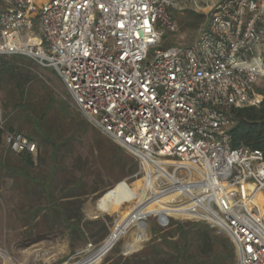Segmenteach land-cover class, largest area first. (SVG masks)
Segmentation results:
<instances>
[{"label": "built area", "instance_id": "obj_1", "mask_svg": "<svg viewBox=\"0 0 264 264\" xmlns=\"http://www.w3.org/2000/svg\"><path fill=\"white\" fill-rule=\"evenodd\" d=\"M172 5L3 0L0 56L52 67L77 110L138 159L135 176L160 159L204 186L198 210L207 208L211 226L231 239L238 264H264V152L231 145L234 110L264 99V0H212L195 41L164 48L165 30L178 31ZM3 142L13 153H37L22 132L4 131Z\"/></svg>", "mask_w": 264, "mask_h": 264}, {"label": "rangeland", "instance_id": "obj_2", "mask_svg": "<svg viewBox=\"0 0 264 264\" xmlns=\"http://www.w3.org/2000/svg\"><path fill=\"white\" fill-rule=\"evenodd\" d=\"M43 1L38 0V6ZM171 1L173 5L169 8V12L178 24V31L170 32L166 29L162 47L190 45L197 38L199 26L205 20L207 9L204 8L207 4H211L212 0ZM2 5L3 0H0V6ZM17 59L26 73L33 77L37 74V77L27 83L25 95L27 108H14V102L9 103L7 107L6 99H2L7 96L6 91L2 90L0 110L5 118L4 125L32 136L39 147L38 156L40 154L44 160L40 162L38 156L36 157L35 165L28 171L30 175L28 179L23 172L24 163L17 154H13L8 149L3 142V136L1 137L0 250L7 258L0 256V264H75L89 255L105 239L110 238L112 230L137 210L145 196L147 182L154 168L146 164V173L143 169L141 174L135 176L140 171L138 170L133 176L118 180L119 171L109 160L110 155L107 153L112 156L113 152L117 154L116 146L120 145L105 136L77 110L71 93L52 67L34 63L26 56H17ZM19 96L17 93L18 102L21 100ZM44 110L47 111V116L40 124L37 118L43 114ZM50 134L51 138L58 143L71 139L70 145L61 146L56 161L58 166L62 163L68 166V170L72 171L73 167L72 176L69 171L59 175L53 172L52 161L56 151L50 143ZM41 139L46 144L40 148ZM124 152L131 155L125 149ZM160 164L167 171L168 169L173 171L172 168H166V163L160 162ZM10 166L17 170L11 172ZM34 177L36 182L31 179ZM138 180H142V184L136 183ZM177 181L180 182L179 179ZM75 182L78 187L71 191ZM125 182L128 186L123 185ZM195 183L196 181L190 178L189 184L193 186ZM96 188L99 190L94 192L93 189ZM109 191H113L111 206L101 211L99 210L101 198ZM71 192L82 194L79 198L84 202L82 211L85 220L91 222L84 228L89 237L86 242L79 241L72 244L68 229L59 218L51 228L50 215L47 219L46 216L44 217L47 212L50 214V196L54 201L61 203L65 202V196L70 195ZM178 192L182 194L180 190ZM258 200L264 207V191L259 193ZM180 201H186V197L181 195ZM162 212L168 213L159 208L142 215L148 230L143 242L134 247L128 246V240L135 232V227H131L128 231L129 236L128 233L120 236L115 240L117 242L112 249L92 264H117L120 257L125 261L133 254L152 245H160L165 251L174 252L173 248L162 241L163 238L173 241L179 248L187 244V253L191 254L199 240L194 232L202 228L192 224L211 226L208 221L210 218L202 211L195 212L186 218H177L173 215L169 218L170 222H174L163 227L160 225L159 216H155ZM101 221L105 223L104 226ZM176 223L184 225V229H189V241L181 235ZM106 233L108 238L96 244L95 241ZM210 235L219 236L222 240H226L225 242L228 239L231 241L227 234L220 232L217 228L210 231ZM193 257L186 255L181 259L182 264H186Z\"/></svg>", "mask_w": 264, "mask_h": 264}, {"label": "trees", "instance_id": "obj_3", "mask_svg": "<svg viewBox=\"0 0 264 264\" xmlns=\"http://www.w3.org/2000/svg\"><path fill=\"white\" fill-rule=\"evenodd\" d=\"M1 9V6H0ZM195 14V13H194ZM202 16V15H200ZM173 17V16H172ZM174 18V17H173ZM178 25V24H177ZM17 56L21 55H4L0 56V93L2 94V90L6 91V97H2L5 100V105L8 107L9 103H13L14 108L26 107L25 95L27 83L29 81H33L37 74L34 77L28 73H26L21 65L18 63L19 60ZM32 61V59H31ZM35 63V61H32ZM17 93L20 95L19 98L21 100L18 102ZM234 114L236 117V125L231 130L232 135V147H240V146H248L254 149H259L264 152V99L259 106H250V107H242L234 110ZM47 111L44 110L43 114L38 117L39 123L46 119ZM28 117V116H27ZM29 118V117H28ZM37 121V122H38ZM39 129V128H38ZM16 131L11 126H5L4 128H0V139L3 136L4 131ZM25 134V133H24ZM31 139L32 136L25 134ZM46 139V138H45ZM51 138L50 134V143L53 145L55 149L54 160L52 161L53 172L62 174L64 171L73 173L74 168L72 167V171L68 170L69 167L64 165L63 163L59 164L56 161V156L59 153V150L62 145H70L71 139H66L60 143ZM46 143L43 139L40 140V148L44 146ZM38 146V144H37ZM118 149V153L113 152L114 155L107 153L110 155L109 160L113 165L116 166V170L119 171L118 180H121L125 177L133 176L139 170V161L137 158L131 155H127L124 152V149L121 146H116ZM10 150V149H9ZM103 150V149H102ZM39 147L37 149V153L31 154L28 152L25 153H13L17 154L21 161L24 163L23 172L26 173V176L22 174V176L28 177L30 179V175L28 173L29 169L33 167L36 163V157L38 156ZM38 160L43 162L44 158L42 156H38ZM63 161V160H61ZM2 162V159H0ZM1 167V166H0ZM11 172H15L17 170L15 167L10 166ZM53 173V174H54ZM68 174V173H67ZM35 181V177L31 178ZM31 182V181H30ZM36 182V181H35ZM78 182V181H77ZM77 182L74 183L71 191H74L78 187ZM81 181H79L80 183ZM141 183L142 180L136 181V183ZM123 184V183H122ZM123 185L128 186V183L125 182ZM46 187V186H45ZM94 192H97L99 189H93ZM82 196L81 193L71 192L70 195L65 196V202H56L54 199L50 198V214L47 212L44 217L50 215V223L51 228L54 227L58 218L65 224L68 229V233L71 237L72 244L74 242L83 241L86 242L89 240L88 235L85 232V226H88L91 222H87L85 220V216L83 214V200L79 198ZM186 202V201H184ZM47 211V210H46ZM195 212L196 209H195ZM194 212V213H195ZM170 216L168 213H158L155 216H160L161 220H163L164 216ZM49 217V216H48ZM203 220V219H200ZM174 222V221H172ZM172 222H170L172 224ZM102 226L105 225L103 221H101ZM177 228L180 231L181 235L185 237L186 240L189 238V229H184V225L177 224ZM192 226L202 227L201 230L195 231L194 235L198 236V242L196 246H194V250L191 254L187 253L188 245L182 246L181 248L177 247L176 244L169 240L168 238H163L162 241L166 243V245L170 246L174 249V252H167L160 245H152L145 247L138 253L132 255L131 258L122 260V257L117 260V264L123 262L122 264H182L181 259L187 256H194L190 258L186 264H238L236 248L229 239V244L225 242L226 240H222L219 236H211L210 231L215 230V228L210 225L201 226L199 224H192ZM203 229V230H202ZM94 234V232H91ZM110 235V234H109ZM108 236V233L104 234L102 237L98 238L95 243L98 244L102 240H104ZM108 238V237H107ZM189 241V240H188ZM224 245V246H222Z\"/></svg>", "mask_w": 264, "mask_h": 264}, {"label": "bare ground", "instance_id": "obj_4", "mask_svg": "<svg viewBox=\"0 0 264 264\" xmlns=\"http://www.w3.org/2000/svg\"><path fill=\"white\" fill-rule=\"evenodd\" d=\"M160 162L164 161L160 159H150L144 162L145 167L147 164L150 166V168H154V171H152V174L147 182L146 192L144 198L142 199V203L136 211L127 216L121 224L112 230V235L108 239L107 243L113 242L120 236L128 233L131 227H135V232L131 234L132 237L128 240V246L134 247L143 242L148 234V230L147 223L143 221L142 215L145 212L156 211L159 208L164 209L165 212H168L177 218H186L192 216L195 212V209L197 212L202 211L206 213L207 217L210 218L209 213L206 211L207 208H204V210H198L197 207L200 203L199 200H205L207 198L203 197V194L206 192L205 187L197 183H195L193 186L190 185V178L183 181L180 178L175 177V175L169 170L167 171L160 164ZM176 178L179 179L180 182H178ZM176 188L181 191V195L183 197H186V202L180 201L181 195L180 192L176 190ZM112 195L113 191H109L101 198V209L99 210L103 211L111 206ZM98 247L93 249L92 252L90 251L93 256L98 252ZM100 258L92 260L90 264L94 263Z\"/></svg>", "mask_w": 264, "mask_h": 264}, {"label": "water", "instance_id": "obj_5", "mask_svg": "<svg viewBox=\"0 0 264 264\" xmlns=\"http://www.w3.org/2000/svg\"><path fill=\"white\" fill-rule=\"evenodd\" d=\"M159 218L161 219L160 216H159ZM165 218H167L166 215L164 216L163 219H165ZM108 239L107 240L105 239L102 242V244L99 245V247L97 248L98 252L94 256L92 255V253H90L89 255H87L86 257H84L83 259L77 261L75 264H90V262H92V260H95L96 258H100V257L104 256L109 250L112 249V247L117 242V241H113V242H108L107 243Z\"/></svg>", "mask_w": 264, "mask_h": 264}]
</instances>
